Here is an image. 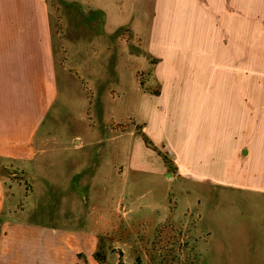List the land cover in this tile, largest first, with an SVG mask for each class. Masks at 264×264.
Masks as SVG:
<instances>
[{"label":"crops","instance_id":"crops-1","mask_svg":"<svg viewBox=\"0 0 264 264\" xmlns=\"http://www.w3.org/2000/svg\"><path fill=\"white\" fill-rule=\"evenodd\" d=\"M59 1L60 7L54 0H0V165L44 170L45 196L37 203L47 202V186L67 192L72 185H100L115 177L117 167L107 163L116 140L128 145L124 153L131 170L162 175L163 160L152 162L145 138L167 150L177 180L219 188V201L247 194L264 201V0ZM65 44L96 53V62L112 70L113 82L121 81L130 65L137 77L149 58L168 80L154 93L136 78L140 102L128 119L133 123L101 133L92 111L94 95L66 56L60 67L79 77L86 95L76 97V91L67 98L69 78L58 82L55 54L65 53ZM121 48L128 66L115 65ZM109 81L98 80L97 93L101 82ZM57 104L63 110L53 113ZM70 107L79 108L77 119L65 115ZM82 123L88 135L75 130L72 137L90 136L88 145L70 151L62 127ZM101 137L104 160L95 151ZM87 147L92 154L82 162L78 153ZM100 168L111 173L101 177ZM86 170L92 172L83 177ZM126 175L124 169L121 176ZM2 182L0 264H103L99 230L55 227L29 215L17 219L14 215L24 214L22 200L28 203L35 195H6Z\"/></svg>","mask_w":264,"mask_h":264},{"label":"rangeland","instance_id":"rangeland-1","mask_svg":"<svg viewBox=\"0 0 264 264\" xmlns=\"http://www.w3.org/2000/svg\"><path fill=\"white\" fill-rule=\"evenodd\" d=\"M54 2L58 7L62 6L59 0ZM65 49V53L55 54L57 63L60 61L56 65L58 82L59 77L66 75L69 78L71 86L65 92V97L69 98L76 91V97H81V93L86 95L80 87L78 76L87 80L88 88L94 95L92 111L99 117L96 120H100L97 123L101 133L106 131V127L122 131L133 123L128 119L134 116L138 107L136 104L140 102L136 78L147 92L154 93L158 92L159 83L168 80V75L155 71L153 64L157 60L150 63L149 58L147 67L137 77L135 66L130 65L123 68L121 81L118 77L119 82H113L112 70L96 62V53H79L66 44ZM76 54L77 58H72ZM125 54L123 48L117 51L116 66L129 65V58ZM64 56L78 76L67 71L66 67H60ZM173 77H170L171 80ZM100 79L110 81L107 86V82H101L97 93ZM103 86L107 89L101 90ZM60 108L63 110L57 104L53 113ZM77 110L79 108L70 107L65 115L69 120L73 117L77 119L80 116ZM83 113L86 116L85 110ZM71 125L62 127L67 135L64 143L66 140L69 142L70 151L74 146L84 148L90 136L81 139L83 141L72 136L75 130L79 135H88L90 129L83 123L77 125L76 129ZM103 141L101 137L95 149L100 151L102 160L106 157L101 153L106 147ZM145 141L154 152L152 162L163 160L165 168L162 175L131 170L127 166L129 158L124 153L128 145L125 147L121 140H116L115 146L108 151L107 163L108 167L109 164L117 167L115 177L110 176L106 183L100 185H72L67 187V192L64 188L47 186L46 203L36 201L45 196L46 186L40 180L45 176L43 169L33 173L34 170L23 169L25 165L22 164L7 162L5 168L0 165V180L3 181L6 195L12 193L21 199L23 194L35 195L28 203L22 200L24 214L19 213L14 217L28 219L29 215L31 221L46 222L55 227L80 226L89 232L99 230L101 243L98 259L103 264H264V201L254 194H247L241 199L236 195L220 202L222 196L219 188L177 180V166L167 150L157 148L146 138ZM90 154L92 151L87 147L78 153V159L81 157V161L85 162ZM101 159L100 164L103 165ZM38 164L43 166L44 162L39 161ZM123 168L126 169V176H121ZM90 172L84 171L83 177ZM110 173L100 168L101 177ZM244 197L253 201L245 203L248 200Z\"/></svg>","mask_w":264,"mask_h":264}]
</instances>
